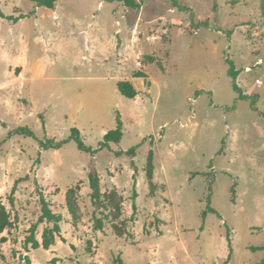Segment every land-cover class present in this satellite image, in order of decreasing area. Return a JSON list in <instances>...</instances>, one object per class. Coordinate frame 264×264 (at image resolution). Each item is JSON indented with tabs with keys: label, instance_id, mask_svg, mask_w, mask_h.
I'll return each instance as SVG.
<instances>
[{
	"label": "rangeland",
	"instance_id": "374dc122",
	"mask_svg": "<svg viewBox=\"0 0 264 264\" xmlns=\"http://www.w3.org/2000/svg\"><path fill=\"white\" fill-rule=\"evenodd\" d=\"M136 1L140 8L58 0L47 9L0 0V203L12 221L0 264H24L25 257L30 264H115L118 258L123 264H264V251L251 250L264 246L259 0ZM20 14L25 17L16 23L6 19ZM226 60L238 72L244 99L232 89ZM139 71L146 77H134ZM120 81L138 95L121 96ZM117 116L121 141L98 150ZM24 127L34 136L15 134ZM73 128L97 152L80 151L69 140ZM47 139L64 143L41 149ZM132 148L134 156H126ZM150 150L153 194L146 179ZM90 171L98 174L101 193L115 189L122 197L114 223L132 238L116 237L109 220L102 231L93 229ZM19 179L26 180L12 192ZM70 188H76V221L65 206ZM39 194L62 217L64 241L57 238L49 250L24 244L41 213ZM207 196L215 213L203 218ZM47 226L38 225L39 242Z\"/></svg>",
	"mask_w": 264,
	"mask_h": 264
},
{
	"label": "trees",
	"instance_id": "16d2710c",
	"mask_svg": "<svg viewBox=\"0 0 264 264\" xmlns=\"http://www.w3.org/2000/svg\"><path fill=\"white\" fill-rule=\"evenodd\" d=\"M30 2L34 3L38 7H43L47 9H54L58 0H29ZM104 2L113 3L118 2L122 4L124 7L128 9H137L140 8V1L136 0H102ZM259 7H260V15L264 18V0H259ZM0 17H4L0 11ZM24 15H19L18 17H7L11 22L16 23L18 20L24 18ZM203 27H207V22H203L199 24ZM264 41V37H263ZM147 60L153 62V57H148ZM229 64L228 69V76L232 80V89L234 92L238 94L239 99H244L246 96L242 95L240 88L237 86L236 78L238 72L235 70L234 65L230 60H226ZM136 78H145L146 74L139 71L134 74ZM117 91L119 94L128 99H134L138 92L134 89L132 84L128 81H120L116 84ZM15 134L18 135H25L29 137H33V133L26 127L18 129L15 131ZM122 123L120 117L117 116L116 127L115 129L107 132L103 140L98 145V150H102L107 148L110 143H119L122 138ZM69 140L74 141L77 144V147L80 151L94 154L97 150H92L91 148L87 147L82 139L80 132L73 128L71 129V135ZM64 142H55L52 139H47L45 142H40V148L44 150H57L59 149ZM118 156L123 155L122 152L116 153ZM135 154V148L130 149L125 153L126 156L133 157ZM220 154V152H219ZM153 152L150 150L148 153L147 164H146V179L149 183L150 192L153 194L154 192V184H153ZM26 179H19L15 182L12 192L15 190V186L18 185L21 181ZM88 185L90 189V200L91 205L94 208L95 214L93 216L94 223L93 229L95 231H102L104 221L109 220L113 222L112 224V231L114 235L118 238H132V235L125 229V227L121 225H116L114 222L119 221L122 214V197L117 193L115 189H112L109 192L101 193L100 191V182L98 174L95 171H90L88 174ZM234 187L232 188V192L234 194ZM136 192L133 191L132 200L136 198ZM39 204H40V216L35 224H33L30 229L28 230V236L26 237L24 244L25 246L29 245L31 249H38L42 248L44 250H49L52 246L55 245L56 239L60 238L61 241L64 239L61 236V228L60 223L62 221V217L59 214L54 213L51 208L50 204L45 200V197L42 194H39ZM65 206L66 209L71 216L73 221L77 220V207H76V188H70L65 193ZM133 215L129 219L130 221L133 220L134 212H136V207L133 204ZM207 213H215V211L210 207V196L206 198V210L203 212L202 216L205 218ZM98 214V216H96ZM46 223L51 227H45L42 234H41V241L39 242L36 237V230L39 224ZM122 223V222H121ZM12 226V221L10 218V213L6 210L5 206L0 203V244H3L7 241V238L3 236V233L10 229ZM90 244V241H88ZM228 248L231 250V243L230 238L227 236ZM252 251H264L263 247H252ZM86 252L91 253L89 246L86 247ZM115 264H123L121 259H116L114 261ZM24 264H30V260L25 257ZM97 264V263H92Z\"/></svg>",
	"mask_w": 264,
	"mask_h": 264
}]
</instances>
